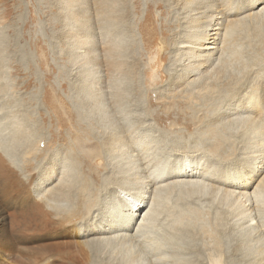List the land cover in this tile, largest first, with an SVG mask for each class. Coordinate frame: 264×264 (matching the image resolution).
<instances>
[{"label": "bare ground", "instance_id": "6f19581e", "mask_svg": "<svg viewBox=\"0 0 264 264\" xmlns=\"http://www.w3.org/2000/svg\"><path fill=\"white\" fill-rule=\"evenodd\" d=\"M60 1L65 17H68L67 13L72 16L64 23V32L60 35L70 63L95 65L100 69L93 78L84 72L78 74L82 79L78 81L77 96L81 97L78 105L81 108L88 105L95 111L106 112L105 109H111L114 113H121L122 92L119 82L115 91L104 90L115 87V73L129 75L132 67L125 56L127 46L124 35L133 30L127 24L124 6L121 10L123 0ZM170 5L171 13L179 20L181 32L172 52L178 58V65L175 70H171L172 81L168 92L177 89L187 99L192 95L200 96L206 115L204 126L222 142L219 155L222 152L228 155L231 146L235 152L238 151L235 160L226 159L227 164L236 163L233 165L236 167L221 168L223 163L213 160L207 164L205 161L212 156L199 153L201 146L198 145L193 146L191 152L206 158L205 161L195 159L193 154L179 157L175 162L172 161L173 164L167 158L157 159L154 142L147 137L142 139L143 136L141 139L134 137L128 140L134 134L131 123L128 127L120 123L121 129H115L118 132L109 133L105 139L107 150L135 153L124 156L130 158L129 164H133V161L136 164L132 171L127 170L126 175L122 173L123 178L116 184L105 186V193L109 197L100 203L101 188L96 189L85 180L77 185V162L71 154L64 155L66 159L60 156L62 162L59 168L50 166L45 177L37 181L38 171L33 161L23 159L21 163L12 162L8 154L9 140L5 127L0 128V264H23L25 255L29 256L16 251L10 238L15 237L19 244L33 243L34 239L27 238L29 233L46 234L54 228L52 225L63 227L60 230L69 227L73 237L77 236L81 241L78 239L80 242H68L66 245L59 242L46 252L43 249L45 253L33 257V264H87L89 258L85 257V249L89 252L104 246L125 249L129 264H188L178 246L182 244L176 240L180 230L178 227L182 229V217L175 218L169 228H166V222H161L160 225L163 223L166 229L157 225V219L168 208L173 193L194 191H211L223 203L230 202L231 207L241 211L238 213L240 219L236 220L239 222V235H243V239L238 241L239 247L254 254H251L253 261H247V264H264V50L256 55L251 54L254 53L251 50L247 55L243 46L247 37L252 36L264 49V0H251L243 7L239 0H171ZM84 8L88 9V16H78L76 10L83 11ZM74 24L82 25L80 28H83L76 35ZM94 29L99 30L95 32ZM5 89V85L0 86V93ZM53 108L55 110L56 106ZM54 112L57 113L56 110ZM221 135H227L228 138L223 139ZM33 137L35 135L31 130L24 126L19 128V124L11 129L10 139L20 148L32 147ZM209 152L213 154L211 150ZM109 156L112 159L120 157ZM156 160V166L150 167ZM217 164H220V168ZM28 178L31 183L34 182L33 188L22 185ZM101 187L103 189V185ZM27 191L30 194L27 195ZM31 194H34L36 201H29ZM34 203L50 210L53 223L38 210L39 207L34 208ZM48 209L44 210L48 213ZM42 247L47 248V245ZM117 251H113L114 254ZM245 259L249 260L248 257ZM204 262L197 261V264ZM212 264H220V261L212 260Z\"/></svg>", "mask_w": 264, "mask_h": 264}, {"label": "rangeland", "instance_id": "374dc122", "mask_svg": "<svg viewBox=\"0 0 264 264\" xmlns=\"http://www.w3.org/2000/svg\"><path fill=\"white\" fill-rule=\"evenodd\" d=\"M170 1L123 0L121 2V10L124 6L123 10L125 11H122L126 16L127 24H130L133 30L124 35V43L127 46H125V56L128 57L132 67L129 70V75L115 73V87L104 90L106 92L115 91L119 82L123 111L114 113L111 109H105L106 112L99 110V112L93 108L91 110L88 105H84L82 108L78 105L81 98L77 96L78 81L82 80L78 74L84 72L93 78L97 76L96 72H99L100 69L95 65L70 63L60 35H63L64 23L72 16L67 13L68 17H65L60 0H0V86H6V89L0 93V115L2 116L0 128L5 127L7 140H9L8 154L11 155L12 162L33 161V165L38 171L36 177L39 181L45 177L50 166L55 165L59 168L62 162L59 160L60 156L62 159H66L67 157L64 155L71 154V157L77 162V185L85 180L92 187L101 188L99 198L101 203L103 200H108L109 197L106 194L107 190H104L105 186L116 184L119 179L123 178L122 173L126 175L128 169L132 171L135 167L136 162L133 161L134 166H132L133 164L128 162V160L131 162L130 158L127 159L124 156L135 155V153L130 154L124 150L110 152L107 150L105 141L107 135L109 136L112 132L113 134L117 133L116 130H120L121 125L128 127L130 122L131 125H129L133 128L134 134L131 135L132 138L127 139L147 137L148 140L154 142L157 159L167 158L169 162L173 160L175 162L179 157L193 154L196 156L195 159L205 161L206 158L203 159L194 154L195 152H191L193 146L198 145L201 146L199 153L212 156L208 157L210 160L205 161L207 164L213 160V162L223 163L221 168L236 167L233 166L236 163L227 164L226 159L235 160L238 151L235 152L231 146L228 155L223 152L222 155H219L221 153L219 147L222 151V142L214 137L213 131L206 125V127L204 126L206 115L200 96L192 95L193 99L191 97L187 99L185 94L178 93L177 89L168 92L169 84L172 81L171 70H175L178 65V58L174 57L175 54L173 55L172 52L177 44V36L181 32L179 20L171 13ZM239 1L242 7L251 3V0ZM87 11L88 9L85 8L83 11L76 10L80 17H87ZM80 27L82 25L74 24L75 35L79 30H83ZM100 27L99 25L98 28ZM94 30L98 32L99 29ZM247 40L243 45L247 55L251 50L254 52L251 53L253 55L263 53L264 49L259 47L260 43L256 37L249 36ZM51 100H54L53 103H49ZM53 106H56L57 113L54 112ZM17 124H19V128L24 126L35 135L32 147H28L30 150L18 147L10 139L11 129L15 128ZM224 137L228 138L227 135L223 137L221 135V138L224 139ZM35 148L36 150L33 152ZM210 150L214 155L209 152ZM109 155H120V157L112 159ZM123 160L124 162H122ZM107 162L109 166L113 167H109ZM156 162L157 160L150 167H155ZM227 165L232 166L228 167ZM217 166L220 168V164ZM232 170L234 171V169ZM22 185L33 188L34 182L31 183L28 178ZM28 194H30L29 191H27ZM213 194L211 191L173 193L168 208L158 217L157 225L166 229L172 225L175 218L182 217L181 221L184 226L181 222L182 229L178 227L180 230L177 232L176 238L178 239L176 240L179 241L178 244H182L178 246L188 264H197V261L212 264V260L215 259H218L220 264L252 262L254 254L250 250L239 247L238 241L243 239V235L240 236L239 222L237 223L236 220L240 219L238 213L241 211L231 207L230 202L224 201L225 203H223L221 198L218 197V199ZM30 196L29 201H36L34 194ZM34 208L44 215L46 214L45 216H48L47 218L52 222L53 218L50 215L53 214L47 207L34 203ZM44 209H48L49 214ZM11 211L14 212V210ZM167 217L172 221H169ZM161 222H166L165 226L167 224L168 226L165 228L163 223L160 225ZM52 223L50 224L52 225ZM56 226L52 225L54 228ZM54 228H51L53 231L50 229L46 234L36 233L35 235L33 233L30 235L29 233L27 238L34 239L33 243L19 244L15 237L10 238L13 241L10 243L14 245L16 251L29 255L27 257L24 254L26 259L23 264H33V257L43 255L47 249L55 247L59 242L66 245L68 242L78 243L79 240L81 241L77 236L73 237L72 229L69 227H64L65 231L60 230L63 227ZM43 245H47V248H43ZM69 245L71 244L69 243ZM99 249L90 250V254L88 249H85V257L88 256L87 258L90 259L89 261L85 258L87 264H129L125 256V249L112 246H104L102 251ZM104 249L106 250L104 251ZM117 249L119 250L117 251ZM113 251H117V253L114 254ZM232 252L235 253L232 254ZM246 253L247 255H245ZM238 254L243 256L237 257ZM96 257L99 260H96ZM242 257L244 258L242 259ZM247 257L249 260L245 259ZM76 259L78 258L76 257Z\"/></svg>", "mask_w": 264, "mask_h": 264}]
</instances>
